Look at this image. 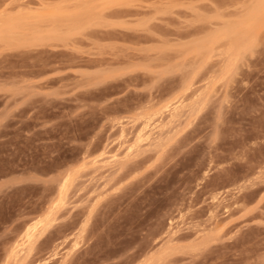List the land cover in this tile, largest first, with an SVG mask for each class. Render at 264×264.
<instances>
[{"label": "rangeland", "instance_id": "rangeland-1", "mask_svg": "<svg viewBox=\"0 0 264 264\" xmlns=\"http://www.w3.org/2000/svg\"><path fill=\"white\" fill-rule=\"evenodd\" d=\"M0 264H264V0H0Z\"/></svg>", "mask_w": 264, "mask_h": 264}]
</instances>
